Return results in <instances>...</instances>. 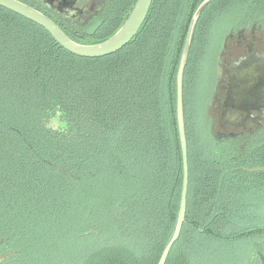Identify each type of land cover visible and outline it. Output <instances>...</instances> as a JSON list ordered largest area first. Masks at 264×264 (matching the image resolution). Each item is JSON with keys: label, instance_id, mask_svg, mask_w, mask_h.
I'll return each mask as SVG.
<instances>
[{"label": "trees", "instance_id": "trees-1", "mask_svg": "<svg viewBox=\"0 0 264 264\" xmlns=\"http://www.w3.org/2000/svg\"><path fill=\"white\" fill-rule=\"evenodd\" d=\"M20 1L71 40L95 45L124 25L138 0H101L85 25L56 19L39 0ZM204 2L154 0L137 36L101 59L69 53L0 7V264L159 263L183 189L177 75ZM230 17L237 23L224 38L264 22V0H211L195 26L183 85L187 213L166 264L264 260V172L251 171L264 167V141L237 170L209 127L198 137L200 121L188 113L203 65L217 61L216 25Z\"/></svg>", "mask_w": 264, "mask_h": 264}, {"label": "water", "instance_id": "water-1", "mask_svg": "<svg viewBox=\"0 0 264 264\" xmlns=\"http://www.w3.org/2000/svg\"><path fill=\"white\" fill-rule=\"evenodd\" d=\"M39 1L45 2L50 6L51 2L57 0ZM153 1L154 0H138L124 25L112 37L95 45H83L71 40L53 19L40 10L20 0H0V7L44 28L52 36V38L69 53L80 58L101 59L121 51L137 36L147 19ZM210 1L211 0H205L194 15L189 28L177 75V120L183 156V189L176 230L171 241L165 248L158 264H166L175 243L181 236V232L186 221L189 190V161L184 116V75L190 54L195 26ZM72 5V3H67V0H61L59 4L60 12L65 14L68 18L72 17L73 11L69 10ZM61 7L64 9L63 11H61ZM257 58L260 61L252 58V62L249 61L251 59H242L239 65L236 64L228 71L231 78V85L229 87L224 119L234 120L240 117L236 116V113H244V115L247 116L252 109H257L256 103L258 100H261V90L264 87V55L258 56ZM251 171L264 172V167L252 169ZM3 259L4 257H0V262ZM262 264H264V260L262 261Z\"/></svg>", "mask_w": 264, "mask_h": 264}, {"label": "flooded vegetation", "instance_id": "flooded-vegetation-1", "mask_svg": "<svg viewBox=\"0 0 264 264\" xmlns=\"http://www.w3.org/2000/svg\"><path fill=\"white\" fill-rule=\"evenodd\" d=\"M60 2L61 0L51 2L50 6L43 3L53 12L56 19L80 25L88 24L96 16L102 4L101 0H67V3L73 4L69 9L73 11V16L68 18L60 12ZM63 10L61 7V11ZM263 55V21L247 23L240 28L231 29L224 38L218 53L215 84L208 102L207 122L210 132L217 142L224 144L227 150L232 153L234 162L238 166L237 170L241 171L246 166V159L249 157L251 149L264 141V87L261 90V100L256 103L257 109H252L247 116L244 113H236L235 115L240 117L234 120L224 119L231 85L228 71L236 64L239 65L242 59L259 60L257 57ZM252 59L249 61L252 62ZM215 127L219 128L221 132L216 133ZM259 245V249L264 255V239ZM255 261L259 263L257 257Z\"/></svg>", "mask_w": 264, "mask_h": 264}, {"label": "rangeland", "instance_id": "rangeland-1", "mask_svg": "<svg viewBox=\"0 0 264 264\" xmlns=\"http://www.w3.org/2000/svg\"><path fill=\"white\" fill-rule=\"evenodd\" d=\"M236 23L237 21L233 17H230L224 19L223 21H221V23L216 25L214 53H217L220 50L226 30ZM202 63L203 62H201L200 64ZM215 68H216V63L212 56L211 59L203 65L202 74L198 75V77L196 78L195 85L192 88L189 96L191 99V106H192V109L188 110L189 116L191 115L190 117L192 119L193 118L195 119V117H197V119L200 121L199 126L196 130L197 134L199 133L198 134L199 138H202L201 135H204V133L209 129L207 123V117H206L208 110L206 109L205 111V108H208V102L212 94V89L215 84L214 81L215 73H216ZM214 130L216 133L221 132V130L217 127H215ZM200 141L201 139L199 140V143Z\"/></svg>", "mask_w": 264, "mask_h": 264}]
</instances>
